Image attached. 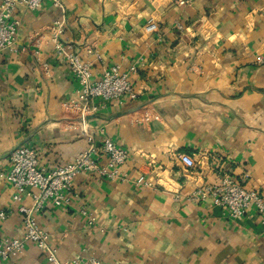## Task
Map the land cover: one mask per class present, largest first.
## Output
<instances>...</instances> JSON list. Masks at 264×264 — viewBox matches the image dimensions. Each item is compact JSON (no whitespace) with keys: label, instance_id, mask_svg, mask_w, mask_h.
<instances>
[{"label":"crops","instance_id":"0c3cea01","mask_svg":"<svg viewBox=\"0 0 264 264\" xmlns=\"http://www.w3.org/2000/svg\"><path fill=\"white\" fill-rule=\"evenodd\" d=\"M56 1L60 7L51 0L34 11L18 6L15 51L0 54V211L7 214L0 237H23L18 207L30 204L12 199L10 153L31 147L41 167L54 169L87 146L68 107L79 101V87L55 54L58 41L91 65L94 79L133 66L137 95L88 120L97 148L109 139L127 152L130 181L80 174L70 206L47 204L36 217L59 261L264 264L260 215L231 219L191 198L223 174L264 196V0ZM149 21L156 33L145 32ZM179 154L194 169L185 170ZM139 177L149 186L135 185ZM0 264L49 263L26 244Z\"/></svg>","mask_w":264,"mask_h":264},{"label":"built area","instance_id":"2783aa9c","mask_svg":"<svg viewBox=\"0 0 264 264\" xmlns=\"http://www.w3.org/2000/svg\"><path fill=\"white\" fill-rule=\"evenodd\" d=\"M43 1H0V54L4 51H15L19 25L16 15L17 7L23 6L26 10L34 11ZM51 1L55 6L60 7L56 0ZM177 2L180 5L185 4V0H177ZM64 24V18L54 23L55 36L63 32ZM144 30L148 34L156 33V22L149 21L144 26ZM54 50L56 56L67 64L78 84L79 101L68 107L78 114V126L86 138L87 146L77 154L73 161L54 169L41 167L36 152L31 147H17L10 153V168L5 180L14 189L12 199L19 203L28 199L30 204L18 207L24 227L23 237L21 239L0 237V260L16 258L23 252L26 244H32L44 253L49 264H101L93 258L59 261L57 250L49 242V234L40 228L36 217L47 204L56 207L70 206L76 197L73 193V181L80 174H96L100 178L111 181H130L129 175L123 171L127 152L109 139L104 140L100 149L97 148L88 120L99 108L110 102L123 98L130 101L137 99L129 77L135 68L132 66L128 72H121L119 67L114 66L105 71L101 78L94 79L91 65L82 62L77 54L67 51L62 43L55 41ZM100 154L103 162L99 159ZM176 160L185 170H192L195 167L193 159L188 155L179 154ZM134 184L149 186V183L143 181V177H139ZM191 198L200 201L207 200L210 205L220 207L231 219H241L252 211L260 215L262 224H264V196L255 190L244 188L226 174L221 175L216 184L197 187ZM81 213L86 217L85 211ZM6 217V212L0 211V223ZM91 223L90 220L88 224Z\"/></svg>","mask_w":264,"mask_h":264}]
</instances>
